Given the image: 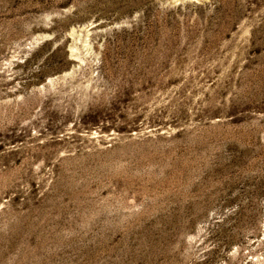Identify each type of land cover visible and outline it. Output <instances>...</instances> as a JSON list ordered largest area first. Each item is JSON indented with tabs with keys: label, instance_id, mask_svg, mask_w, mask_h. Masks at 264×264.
<instances>
[{
	"label": "rangeland",
	"instance_id": "374dc122",
	"mask_svg": "<svg viewBox=\"0 0 264 264\" xmlns=\"http://www.w3.org/2000/svg\"><path fill=\"white\" fill-rule=\"evenodd\" d=\"M0 264H264V0H0Z\"/></svg>",
	"mask_w": 264,
	"mask_h": 264
}]
</instances>
